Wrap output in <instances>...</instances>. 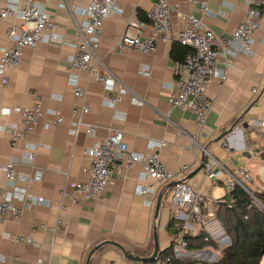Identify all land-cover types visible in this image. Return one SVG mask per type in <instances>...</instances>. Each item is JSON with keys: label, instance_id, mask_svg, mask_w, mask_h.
Segmentation results:
<instances>
[{"label": "crops", "instance_id": "1", "mask_svg": "<svg viewBox=\"0 0 264 264\" xmlns=\"http://www.w3.org/2000/svg\"><path fill=\"white\" fill-rule=\"evenodd\" d=\"M35 1L45 7L55 27L48 33L49 42L24 51L18 68L0 73V202L7 188L3 165L23 157L27 144H36L40 149L35 167L22 161L18 171L23 174L42 171L40 180L31 185L21 184V187L33 196L43 197L45 203L25 210L19 221L10 216L0 225V264H87L91 252L100 245L90 264H129L118 248L106 243H118L135 255L148 257L154 251L155 229H158L161 249L172 248L182 237L180 232L175 233L177 223L170 230L172 216L177 220L180 213L170 204L172 183L186 181L201 192L205 215H216L230 192L223 180L207 178L202 162L204 154L206 160L208 154L213 155L231 172L246 166L252 174L251 190L264 194V18L253 37L255 54L252 57L238 55L230 61L227 82L214 81L210 85L208 97L214 107L200 130L192 113L172 109L169 104L175 79L176 62L172 57L175 41L159 43L150 56L131 49L114 51L117 39L126 33L136 34V29H128L132 21L143 25L144 36L151 33L148 12L156 0H118L122 12L110 16L104 26L99 60L146 103L141 107L133 104L131 97H125L116 109L103 104L109 93L102 84L90 79L88 73L69 71L70 57L79 42L77 25L86 19L88 0ZM168 1L175 9L174 35L182 30L185 15L202 17L187 0ZM245 1L208 0L211 13L203 17L204 23L219 36L232 33L245 19ZM4 6L5 0H0V9ZM12 23L14 21L0 19L2 47L10 45L6 33ZM143 68L150 71L151 77L139 74ZM75 83L86 91L90 113L84 116V122L97 127L93 138L87 136L85 129H81L75 139L69 135L73 111L81 104L74 97ZM35 105L41 106L44 116L34 132L20 141L16 149L12 148L10 137L2 127L19 122L17 108ZM57 117H62L64 122L57 124ZM244 125L248 128L244 129ZM111 130L124 133L129 152H156L175 174L174 181L141 180V167L136 166L127 171L124 178L114 174L99 201L69 204L68 209L59 214L60 192L64 189L70 192V184L88 180V152L95 141L105 139ZM221 137L223 139L218 141ZM224 143L230 145L229 153L223 149ZM185 165L189 166L188 170H183ZM198 170L196 176L188 180ZM140 187L154 188L155 192L141 194ZM161 195L157 218L156 207ZM15 203L19 208L22 206L21 201ZM58 218L63 225L54 235L52 228ZM197 228L191 234L200 233ZM15 236L30 238L33 242L16 243ZM192 253L197 252L186 249L181 259H188ZM211 258L213 262L218 259L214 253Z\"/></svg>", "mask_w": 264, "mask_h": 264}, {"label": "built area", "instance_id": "2", "mask_svg": "<svg viewBox=\"0 0 264 264\" xmlns=\"http://www.w3.org/2000/svg\"><path fill=\"white\" fill-rule=\"evenodd\" d=\"M188 5L201 13L202 17L194 14L184 16V26L176 35L172 31V15L174 7L168 0H156L148 12L151 22V33L143 35V25L130 22L128 29H136L135 35L124 34L116 40L114 51L124 49L134 50L144 56L154 53L159 43L175 41L188 49L185 59L175 64V79L173 93L169 104L172 109L192 113L195 123L200 130L206 124L214 103L208 97L210 85L214 81L225 84L228 79L230 61L240 54L252 57L254 51V34L260 30L263 22L264 0H246L247 8L245 19L230 34L217 35L203 21V17L210 15L208 0H187ZM122 12L118 0H88L85 8V21L77 25L79 42L75 45V53L70 57V73H88L90 79L102 84L109 93L103 101L105 106L116 109L125 97H131L133 104L144 107L145 101L140 100L134 93L123 85L115 75L99 60L98 53L104 35V26L112 15ZM0 19L14 21L8 28L6 37L9 46H0V73L5 69H16L20 66L23 53L26 49H35L42 43L49 42L48 33L55 27L50 14L45 7L35 0H5V6L0 9ZM19 20V22H15ZM139 74L151 77L148 69H141ZM6 84L7 80L4 79ZM73 93L76 101L81 102L73 111L70 136L77 138L81 129H85L87 136L95 137L97 127L89 126L84 122V116L90 113L86 102V91L77 83L73 84ZM20 120L12 123L2 130L10 137L12 148L16 149L18 143L32 134L44 111L40 105L32 108L19 107L16 109ZM120 117V116H119ZM118 116L116 118H119ZM120 119L125 120L124 117ZM64 122L62 117H57L56 123ZM223 149L229 153L230 145L224 143ZM39 145L27 144L23 157L14 158L2 167L7 181V188L0 202V225L8 217L19 221L25 210L45 203L43 197L33 196L22 185H31L40 180L42 171L37 174H23L18 171V166L23 161L30 167H35ZM89 166L86 168L88 180L70 184L71 191L60 192L59 214L68 209V205H79L83 201H99L107 191L108 185L114 174L124 178L125 173L136 166L141 167V180L154 183H169L174 181L175 174L168 170L156 152L136 153L129 152L124 142V133L119 130L109 131L108 136L95 141L88 152ZM205 175L212 181L223 180L229 191L239 187L248 193L255 205L264 211L262 204L251 190L252 174L246 166L240 167L236 172H231L223 163L213 155L208 154L205 162ZM189 166H183L188 170ZM141 194H153L154 188L140 187ZM16 201H21L19 208ZM203 194L195 191L186 182H177L170 194V204L179 209L177 217L178 230L182 237L174 242L173 258L181 259L184 251L188 249L185 236L196 232L197 227L206 234V241L216 239L222 244L231 245V239L226 235L221 223L214 213L205 215L202 209ZM63 225L58 218L56 226L52 228L56 235ZM9 236V235H7ZM14 241L21 244H31L30 238L15 236ZM227 245V246H229ZM1 259V258H0ZM42 262V261H41ZM168 258L164 264H171ZM46 264H51L47 262Z\"/></svg>", "mask_w": 264, "mask_h": 264}, {"label": "trees", "instance_id": "3", "mask_svg": "<svg viewBox=\"0 0 264 264\" xmlns=\"http://www.w3.org/2000/svg\"><path fill=\"white\" fill-rule=\"evenodd\" d=\"M187 53L186 47L177 42L173 43L172 57L175 62L183 61ZM254 194L264 204V194ZM216 216L226 235L231 239V245L223 249V256L216 262L174 259L172 248L163 251L156 262L164 264L168 258H172L171 264H262L264 260V211L255 205L252 197L239 187L233 189L228 193L225 203L219 206ZM176 223L175 233H179L178 220L173 215L170 220V230L175 227ZM185 240L190 251L201 249L216 251L219 246L212 240L206 241V234L203 231L198 234L190 233L185 236Z\"/></svg>", "mask_w": 264, "mask_h": 264}, {"label": "water", "instance_id": "4", "mask_svg": "<svg viewBox=\"0 0 264 264\" xmlns=\"http://www.w3.org/2000/svg\"><path fill=\"white\" fill-rule=\"evenodd\" d=\"M244 129L248 128V125H244L243 127ZM225 136V135H224ZM223 136V137H224ZM223 137H221L219 140L223 139ZM206 161V155L204 154L202 157V162L205 163ZM200 170L196 171L195 173L191 174L188 177V180L192 179L194 176H196V174L199 172ZM176 185V183H172L170 185L169 188H173ZM162 199H163V195H161L159 197L158 203H157V207H156V215L157 218L159 217L160 214V210H161V204H162ZM106 244L115 246L116 248H118L123 256L124 259L128 262V263H154L156 262L159 258L160 255L162 254L163 250L160 247V243H159V236H158V229H155L154 231V251L152 252V254L148 257L146 256H138L135 255L132 251L126 250L125 247H123L122 245L118 244V243H114V242H107ZM102 245H100L99 247H97L95 250H93L89 256L88 262L87 264H90V259L92 257V255L101 247Z\"/></svg>", "mask_w": 264, "mask_h": 264}, {"label": "rangeland", "instance_id": "5", "mask_svg": "<svg viewBox=\"0 0 264 264\" xmlns=\"http://www.w3.org/2000/svg\"><path fill=\"white\" fill-rule=\"evenodd\" d=\"M212 241L217 242L219 244L218 249L215 250H210V249H201V250H194L197 253H192L190 256H188V259L190 261H200V262H208V263H213V259L211 258V254H215L217 258H221L223 256V249L227 247L229 244H222L221 242H218L216 239H213ZM189 252H192L189 250ZM148 264H158L156 262L154 263H148ZM264 264V260L262 262Z\"/></svg>", "mask_w": 264, "mask_h": 264}]
</instances>
